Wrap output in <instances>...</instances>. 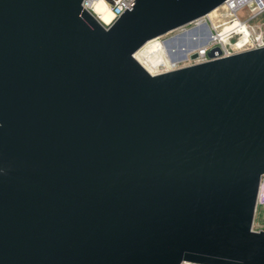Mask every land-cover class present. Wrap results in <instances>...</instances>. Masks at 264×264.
I'll return each mask as SVG.
<instances>
[{
    "label": "water",
    "instance_id": "obj_1",
    "mask_svg": "<svg viewBox=\"0 0 264 264\" xmlns=\"http://www.w3.org/2000/svg\"><path fill=\"white\" fill-rule=\"evenodd\" d=\"M134 1L0 0V264H264V46L151 73L225 0Z\"/></svg>",
    "mask_w": 264,
    "mask_h": 264
},
{
    "label": "built area",
    "instance_id": "obj_2",
    "mask_svg": "<svg viewBox=\"0 0 264 264\" xmlns=\"http://www.w3.org/2000/svg\"><path fill=\"white\" fill-rule=\"evenodd\" d=\"M95 0H83L82 5L87 10L94 13L92 7ZM110 8L111 19L108 23H104V26H109L115 19H117L127 8L131 10L133 8L134 0H103ZM218 10V18L213 21L210 14L195 20V23L199 29L201 37H205L204 24H207L211 30L210 39L205 45L198 49L199 56L192 60L193 62H201L208 60L206 51L216 45H219L223 51V55H229L243 50L254 49L264 46V24L257 26V32L252 34L254 26L251 25V21L264 14V0H225L220 6L213 11ZM248 12V16L240 15L241 12ZM95 14V13H94ZM96 15V14H95ZM97 16V15H96ZM98 17V16H97ZM218 27H221L219 30ZM255 32V31H254ZM236 37L234 40L233 38ZM162 68L158 72H163L174 68ZM157 73V72H156ZM264 209V174L261 175L255 213H259ZM259 230H264V222H259Z\"/></svg>",
    "mask_w": 264,
    "mask_h": 264
},
{
    "label": "rangeland",
    "instance_id": "obj_3",
    "mask_svg": "<svg viewBox=\"0 0 264 264\" xmlns=\"http://www.w3.org/2000/svg\"><path fill=\"white\" fill-rule=\"evenodd\" d=\"M218 10L212 11L210 17L213 21L218 18ZM240 15L248 16V12H241ZM251 25L254 26V31L251 32L255 34L257 32V26L264 24V14L252 20ZM198 26L195 23L187 24L176 30H173L159 38L147 42L139 50L142 54L141 61L143 65L155 73L160 71L161 66L166 68H171L172 63L174 68L180 67L183 65H188L192 63V60L189 58L187 49L189 50L192 44H199L205 37H201L199 34ZM220 30L221 27H218ZM237 36L233 39L235 40ZM238 38V37H237ZM147 53V54H146ZM187 53V58L183 57V54ZM264 222V209L260 210L259 213H255L254 221L252 224V229L258 231L260 228V223ZM187 264H194L188 262Z\"/></svg>",
    "mask_w": 264,
    "mask_h": 264
},
{
    "label": "bare ground",
    "instance_id": "obj_4",
    "mask_svg": "<svg viewBox=\"0 0 264 264\" xmlns=\"http://www.w3.org/2000/svg\"><path fill=\"white\" fill-rule=\"evenodd\" d=\"M94 13L98 16V18L100 19V21L104 22V23H108L112 17L111 15V11L110 8L108 7V5H106V3L103 0H95L93 3V7H92ZM149 42V41H148ZM206 44V43H205ZM204 44V45H205ZM141 50V49H140ZM140 50H138L135 53V57L142 63L141 58L142 54L140 53ZM147 54V53H146ZM176 62L172 63V66L175 64ZM144 66V65H143ZM145 67V66H144ZM146 68V67H145ZM147 69V68H146ZM148 70V69H147ZM149 72H151L150 70H148ZM153 73V72H151ZM156 73V72H155ZM188 262H183L182 264H187Z\"/></svg>",
    "mask_w": 264,
    "mask_h": 264
}]
</instances>
